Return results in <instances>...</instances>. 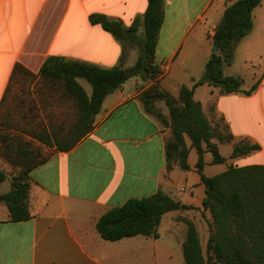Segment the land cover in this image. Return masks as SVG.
<instances>
[{"label":"crops","instance_id":"obj_1","mask_svg":"<svg viewBox=\"0 0 264 264\" xmlns=\"http://www.w3.org/2000/svg\"><path fill=\"white\" fill-rule=\"evenodd\" d=\"M228 2L163 0L164 17L154 61L161 70L157 83L174 97L181 86L189 87L192 80L202 77L212 54L214 30ZM146 8L147 0H0V104L5 96L4 124L23 128L25 123L29 130L44 128L63 136L75 122L77 111L70 124L60 114L51 131L43 125L39 116L43 110L65 105L59 98L53 104L55 93L39 75L43 63L50 56H60L102 68L120 66L122 46L99 25L90 24L88 18L104 14L128 27L136 17L141 20ZM135 47L138 49L133 46L128 52ZM137 56L133 50L130 56L127 53L123 68L133 66ZM245 64L249 65L248 78L237 72L230 75L242 80V91L257 83L250 95H220L219 88L202 85L195 88L193 96L208 118H218L227 126L233 136L227 143L232 150L240 143L260 146V150L234 159L229 158L231 150L224 156L229 165H264V0L253 10L252 29L238 42L230 67L244 68ZM16 65L22 70L14 72ZM168 77L172 82L169 89L163 83ZM78 83L90 95L82 79ZM154 83L132 78L108 94L90 133L69 151H58L36 140L49 155L29 174L31 218L8 222L7 210L0 218V264H185L182 245L186 226L176 236L178 224L183 223L180 218L195 224L205 249L210 215L202 209L205 188L195 169L197 154L186 137L189 170L176 164L166 171L164 147L171 130L146 112L140 99L142 91ZM155 106L169 121L164 102L157 101ZM205 155L204 175L205 168L213 165ZM0 166L5 168L6 163L0 160ZM189 187V195L182 196ZM157 191L191 209L166 213L157 227L158 238L138 235L106 241L100 237L96 223L109 209ZM200 224H205V229ZM166 235L173 238L172 242H166Z\"/></svg>","mask_w":264,"mask_h":264},{"label":"trees","instance_id":"obj_2","mask_svg":"<svg viewBox=\"0 0 264 264\" xmlns=\"http://www.w3.org/2000/svg\"><path fill=\"white\" fill-rule=\"evenodd\" d=\"M260 3L261 0H229L212 36L217 52L208 58L202 77L192 80L189 87L181 86L177 97L157 83L161 70L154 61V54L164 17L163 0H147L141 20L136 17L128 27L104 14L90 15V24L99 25L122 46L120 66L102 68L60 56L48 57L39 71L40 78L51 87L61 86L63 93L72 99L77 118L63 136L51 134L44 128L41 131L29 130L26 126L20 128L41 144L55 146L58 151H69L90 133L94 117L108 94L132 78L155 81L142 91L140 99L145 111L171 130L164 147L166 171L172 170L176 164L184 171L189 170V148L185 142V138H189L197 154L195 169L205 188L202 209L210 215L209 236L204 250L195 224L187 218H180L186 226L182 245L185 264H264V165H229L222 173L211 177L204 175V155L211 154L213 165L225 164L228 159L220 154L219 144L230 142L233 136L227 126L224 134L218 124H213L193 96L195 88L202 85L219 88L220 95H250L255 90L257 83L248 91H242V80L224 74V68L232 65L236 44L251 31L252 12ZM140 28L142 32L139 34ZM133 46H137L139 51L136 61L133 66L123 68L128 49ZM21 70L19 65L14 68V72ZM78 79L91 86L90 95ZM157 101L164 102L169 121L156 109ZM5 103L4 96L0 104V158L17 172L10 177L0 170V184L8 179L11 183L10 191L0 194V205L7 210L8 222H22L31 218L29 174L47 158H41L39 150L22 137L2 133V130H19L18 126L4 124ZM258 150V144L240 143L234 146L229 158L246 156ZM188 209L191 208L157 191L151 196L132 198L109 209L98 219L96 230L106 241L138 235L158 238L157 227L166 213Z\"/></svg>","mask_w":264,"mask_h":264},{"label":"rangeland","instance_id":"obj_3","mask_svg":"<svg viewBox=\"0 0 264 264\" xmlns=\"http://www.w3.org/2000/svg\"><path fill=\"white\" fill-rule=\"evenodd\" d=\"M237 44H236V46H237ZM236 46H235V49H236ZM132 50L135 51V52H137V54L139 53L138 52V49H136V47H135V49L129 50L128 56H130V53H131ZM247 69H249V65H246L245 64L244 68H241V67H237V68L236 67H226V68H224V72L227 75H230L232 73L237 72V73H240L242 75V77L248 78L249 71ZM82 83L85 85V87L88 90H91V86L85 80L82 79ZM163 83H164V86H167V89H169V85H171L172 82H171V79L168 77V78L165 79V81L163 80ZM46 85H48V84H46ZM49 88L55 93V95L53 97V104L56 103L57 102L56 100H59V99H61V101H63L64 104H65L64 107H61V108H57L58 105H55L54 106V107H56L55 109L48 106V108H46V110H43L42 115H39L40 117H42L41 118V121L43 122V125L46 126V127H48L49 130L51 131V129H52V126L51 125L53 123H56V121H57L56 116L57 115H60V114L63 115L65 117L66 124H70V123L73 122V120H75V116H76V111L77 110H76V107H75L74 103H73V106L71 105V102L69 101L70 98L67 97L63 93L62 88H61L60 85L55 86V87L49 86ZM202 90H203V92L206 91V86H204ZM13 98L14 99H18V97H13ZM22 98L25 99V97H22ZM65 99H67V100H65ZM27 100L28 99L26 98L25 99V102ZM70 100L72 101V99H70ZM32 114L36 115V113H34V112ZM3 116H4V112H3V115H2V119H3ZM209 119L212 121L213 124H218L219 125V128L222 130V132L224 134L227 132L226 125L220 119H218V118H216V119L209 118ZM53 120H55V121L53 122ZM22 124H23V127H24L25 126L24 125L25 123H22ZM1 127L2 126H0V128ZM3 129H5V128L3 127ZM3 131L4 132H9L11 134H14V135H17V136L22 137L26 142H28L29 144H31L32 147L37 148L39 150L40 157L41 158L42 157L44 158V157H46V156L49 155V150L48 149H46L45 147H43L42 145H40L35 139L31 138L29 135L25 134L23 131H21L20 128H19V130H14V129H10V130H7V131L6 130H2V133H3ZM227 143L219 144L220 154L222 156H225V157H227V155L229 154V152L232 150L231 146L229 144H227ZM205 158L207 160L208 159H212V156H211L210 153H206ZM263 158H264V155H263ZM0 160H2V163H6V167L5 168L4 167L2 168L0 166V170H3L4 172H6L10 177L14 173L17 172L5 160H3L1 158H0ZM228 165H229V162L227 160V162L225 163V165H210V166H207L205 168V175L208 176V175L219 174V173L223 172V170L225 169V166H228ZM10 189H11V183H10L9 179L0 184V194L8 193L10 191ZM187 189L188 190L185 193H182V196L189 195V192L192 189V187H189ZM174 193L175 192L172 191V194H174ZM5 211H6V208L4 206L0 205V214H2L0 216V218H2L3 214H5ZM178 226H179L180 230L178 231L179 233L178 232L176 233V236H179L182 233L183 229H185V225L183 223L178 224ZM200 227L202 229H205V224H200ZM200 235H201V239L203 240L204 239V236H203V232L202 231H200ZM164 238L167 239L166 242H172V240H173V238H171V236H168L167 237V235Z\"/></svg>","mask_w":264,"mask_h":264},{"label":"water","instance_id":"obj_4","mask_svg":"<svg viewBox=\"0 0 264 264\" xmlns=\"http://www.w3.org/2000/svg\"><path fill=\"white\" fill-rule=\"evenodd\" d=\"M216 52H217V45H214V46H213L212 53H216Z\"/></svg>","mask_w":264,"mask_h":264},{"label":"built area","instance_id":"obj_5","mask_svg":"<svg viewBox=\"0 0 264 264\" xmlns=\"http://www.w3.org/2000/svg\"><path fill=\"white\" fill-rule=\"evenodd\" d=\"M184 189L182 188L181 191H183Z\"/></svg>","mask_w":264,"mask_h":264}]
</instances>
